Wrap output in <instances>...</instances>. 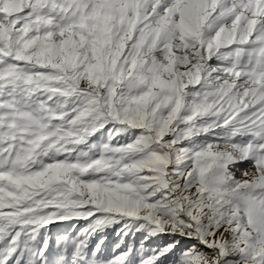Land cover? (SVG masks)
Wrapping results in <instances>:
<instances>
[{"label":"snow or ice","instance_id":"1","mask_svg":"<svg viewBox=\"0 0 264 264\" xmlns=\"http://www.w3.org/2000/svg\"><path fill=\"white\" fill-rule=\"evenodd\" d=\"M0 264H264V0H0Z\"/></svg>","mask_w":264,"mask_h":264},{"label":"rangeland","instance_id":"2","mask_svg":"<svg viewBox=\"0 0 264 264\" xmlns=\"http://www.w3.org/2000/svg\"><path fill=\"white\" fill-rule=\"evenodd\" d=\"M240 167H241V171L236 172L237 178H241V179L243 178V176H242L243 171L252 170L247 162H244ZM81 223H83V222H81ZM65 230L66 229H64V228H60V229L54 228L53 233H52L53 237L55 236L56 233L63 232ZM67 230L70 231V229H67ZM106 235H107V240H106V246L104 248V256L110 257L113 254L114 245L119 242V238L116 236L115 229L108 230ZM138 239H139V237H137V242H138ZM185 246H187V245H185Z\"/></svg>","mask_w":264,"mask_h":264}]
</instances>
